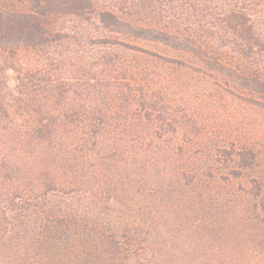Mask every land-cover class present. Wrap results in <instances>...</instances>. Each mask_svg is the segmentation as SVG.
I'll list each match as a JSON object with an SVG mask.
<instances>
[{"label":"trees","instance_id":"obj_1","mask_svg":"<svg viewBox=\"0 0 264 264\" xmlns=\"http://www.w3.org/2000/svg\"><path fill=\"white\" fill-rule=\"evenodd\" d=\"M252 111L264 0H0V264H264Z\"/></svg>","mask_w":264,"mask_h":264},{"label":"rangeland","instance_id":"obj_2","mask_svg":"<svg viewBox=\"0 0 264 264\" xmlns=\"http://www.w3.org/2000/svg\"><path fill=\"white\" fill-rule=\"evenodd\" d=\"M17 63L24 68L34 67L35 61L27 51L21 50L17 55ZM243 123H238L239 130L246 129L247 137L254 138L264 147V115L257 111H252L244 115Z\"/></svg>","mask_w":264,"mask_h":264}]
</instances>
